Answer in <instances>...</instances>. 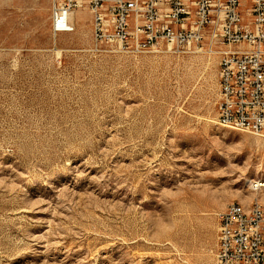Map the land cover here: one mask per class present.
I'll list each match as a JSON object with an SVG mask.
<instances>
[{
	"label": "rangeland",
	"instance_id": "374dc122",
	"mask_svg": "<svg viewBox=\"0 0 264 264\" xmlns=\"http://www.w3.org/2000/svg\"><path fill=\"white\" fill-rule=\"evenodd\" d=\"M53 2L0 0V264H216L219 212L264 207V136L217 119L220 44L98 40L90 0L57 33Z\"/></svg>",
	"mask_w": 264,
	"mask_h": 264
},
{
	"label": "built area",
	"instance_id": "2783aa9c",
	"mask_svg": "<svg viewBox=\"0 0 264 264\" xmlns=\"http://www.w3.org/2000/svg\"><path fill=\"white\" fill-rule=\"evenodd\" d=\"M82 0H54L52 29H74ZM96 39L119 47L161 41L197 50L220 44L218 120L264 136V0H90ZM262 180L251 188L260 189ZM216 264H264V207L229 203L219 212Z\"/></svg>",
	"mask_w": 264,
	"mask_h": 264
},
{
	"label": "bare ground",
	"instance_id": "6f19581e",
	"mask_svg": "<svg viewBox=\"0 0 264 264\" xmlns=\"http://www.w3.org/2000/svg\"><path fill=\"white\" fill-rule=\"evenodd\" d=\"M147 46L146 45H135L134 46V49L137 50V51H144V49H146ZM219 122L225 126H229V127H233V128H237V127H234V126H231V124H227V122H223V120H219ZM262 185H264V181H262L261 183ZM254 195V194H253Z\"/></svg>",
	"mask_w": 264,
	"mask_h": 264
}]
</instances>
